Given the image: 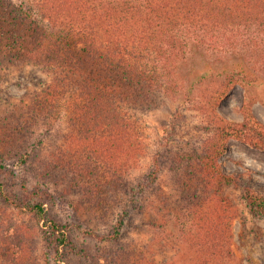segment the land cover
<instances>
[{
	"label": "trees",
	"instance_id": "16d2710c",
	"mask_svg": "<svg viewBox=\"0 0 264 264\" xmlns=\"http://www.w3.org/2000/svg\"><path fill=\"white\" fill-rule=\"evenodd\" d=\"M198 22H205L199 28L215 31L264 27V0H0V64H34L52 76L40 92L21 98L0 130V148L14 157L13 169L0 161V201L28 218L23 223L10 219L8 226H0V264H40L41 240L50 248L43 257L45 264H51V252L60 261H65L66 251L78 252L71 227L47 211L55 197L46 187L49 180H55V186L64 183L66 194L82 193L97 206L93 211L109 208L115 216L124 193L130 195L125 204L133 208H122L110 234L77 224L98 243L118 242L135 209L140 216L151 217L147 222L151 229L164 228L155 214L173 216L174 200L159 184L162 159L153 158V166L136 186L129 184L128 159L143 155L147 127L143 115L158 110L161 98L178 86L172 76L186 55L183 33ZM226 71L220 75H231L244 89L264 85L243 63ZM230 86L228 82L225 89ZM224 91L213 94L216 106ZM252 106L248 99L242 106V124L214 115L209 123L213 135L201 151L178 154L175 201L191 214L197 232L190 245L172 246L176 256L189 253L195 264H217L238 213L225 195L227 188L240 189L241 200L264 214V193L241 186L238 178L225 175L219 163L231 139L257 146L264 137V126ZM62 112L63 133L57 129ZM41 127L42 133L30 139ZM176 128L173 123V132ZM48 138L54 144L45 154L41 146ZM18 168L23 170L20 175ZM164 245L161 242L159 250L167 251ZM154 251L145 246L134 253L112 252L110 259L103 252L102 258L106 264H167L157 261ZM82 256L100 264L99 257ZM126 256L130 258L124 260Z\"/></svg>",
	"mask_w": 264,
	"mask_h": 264
},
{
	"label": "rangeland",
	"instance_id": "374dc122",
	"mask_svg": "<svg viewBox=\"0 0 264 264\" xmlns=\"http://www.w3.org/2000/svg\"><path fill=\"white\" fill-rule=\"evenodd\" d=\"M31 2L32 0H26ZM205 24V22H203ZM197 23L191 30L184 31L185 58L179 61L177 70H174L173 82L178 86L171 88L161 98L159 109L144 113L143 117L147 124L143 132V144L146 145L135 159H128L130 163L131 177L128 179L131 186H136L138 181L153 165L156 156L162 159V169L159 175V184L167 194H173V216L160 218L162 228L151 229L147 222L150 216H140L136 209L131 211L126 218L122 229L120 240L115 243H98L92 237L87 236L76 226L81 224L82 229L87 228L95 232L108 235L112 232V226L117 222L118 214L122 208L128 205L130 195L124 193V203L116 210V216L109 208L106 210L98 207L97 211L92 208L90 200L84 195L66 194L64 183L56 184L55 180L46 181L47 188L54 192L55 197L48 204V213L63 225L70 226V236L78 248V252L63 254L65 261L55 257L51 252L50 261L60 264H97L84 258V253L99 257L96 259L100 264H106L102 258L103 252L107 259L111 253L129 249L139 252L145 246H151L155 251V259L167 261V264H195L189 260L188 254L176 256V250L172 246L190 245L197 232L196 222L190 218L191 214L182 211L181 204L176 202L177 191L174 186L173 172L176 170L178 154H194L201 151L206 139L213 135L211 118L214 115L222 117L227 121L244 123L242 106L248 99L252 101V110L255 118L264 126V27L241 26L227 28L226 30H210L207 27L199 28ZM235 63H243L259 79L261 87L244 89L243 86L233 80L231 75H220L227 72ZM52 80V76L45 73L34 64L15 62L13 64H0V130L11 115L19 107L20 100L27 92H40ZM228 82L231 86L225 89ZM226 90V91H224ZM225 92L221 97L219 105H215L211 99L217 92ZM65 113H61L57 121V129L65 132ZM173 123L178 128L173 132ZM55 132V131H54ZM42 127L35 129L30 139L34 140ZM54 135V133H53ZM51 138L44 141L41 152L47 153L48 147L53 146ZM9 150V149H8ZM44 154V155H45ZM13 155L9 151L0 148V161L6 162L8 169H13ZM226 176H234L239 179L240 185L249 186L264 193V137L258 141L257 146H251L242 141L231 139L227 149L219 162ZM170 170L172 172H170ZM17 174L22 169L16 170ZM103 171V169L101 170ZM103 173V172H101ZM100 173V174H101ZM106 178V173L101 174ZM142 175V176H141ZM44 181V180H43ZM230 189V188H229ZM229 192V194H228ZM225 194L238 209L237 216L232 220L230 237L225 240L223 255L215 260L217 264H264V214L257 212L249 203L241 200L240 189L234 187ZM229 195V196H228ZM128 207V208H129ZM153 213V212H152ZM108 217V218H106ZM10 219L19 223L27 222L26 215L15 213L8 209L0 201V226H8ZM166 222V224H165ZM165 243V248L159 250V244ZM166 248V249H167ZM50 248L43 240L40 241L39 251L43 252L40 264H45L43 257L49 255ZM188 251V249H187ZM153 252V254H154ZM217 255V256H219ZM130 258L128 256L124 257ZM54 262H53V260ZM135 259L131 258L130 263ZM56 261V262H55ZM62 262V263H61ZM150 264V263H149ZM201 264V263H199Z\"/></svg>",
	"mask_w": 264,
	"mask_h": 264
}]
</instances>
